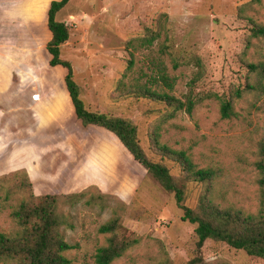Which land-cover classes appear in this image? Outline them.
<instances>
[{"label": "rangeland", "instance_id": "obj_1", "mask_svg": "<svg viewBox=\"0 0 264 264\" xmlns=\"http://www.w3.org/2000/svg\"><path fill=\"white\" fill-rule=\"evenodd\" d=\"M11 1L6 8L17 18L15 24L10 21L17 25L11 38L18 47L32 42L33 55L26 63L35 75H46L48 30L43 21L50 0ZM56 17L70 29L62 58L72 63L88 108L133 122L148 155L166 163L177 176L182 174L177 163L152 150L153 132L160 133L161 143L186 151L198 167L215 170L211 183L188 184L184 204L200 212L201 197L207 196L222 208L258 212L264 36L253 31L264 27V0H71ZM251 65L258 69L253 71ZM161 69L173 78L172 89L156 82ZM199 71L202 76L192 86L199 102L191 114L182 109L171 116V106L129 93L148 85L186 101L190 82ZM238 91L241 97L236 96ZM216 94L233 101L232 118L222 117ZM102 136L109 141L105 148L68 141L46 147L52 168L71 161L72 153L90 152L91 159L106 165L114 177L108 197H100L104 192L94 188L74 204L59 200L61 229L75 246L67 252L70 264H97V249L107 243L99 228L117 210L126 233L138 242L111 264H186L195 258L196 225L183 220L184 211L174 194L146 174L115 136L109 132ZM18 198L12 196L0 208V233L16 229L10 214ZM201 254L206 264H264L262 258L211 239Z\"/></svg>", "mask_w": 264, "mask_h": 264}, {"label": "trees", "instance_id": "obj_2", "mask_svg": "<svg viewBox=\"0 0 264 264\" xmlns=\"http://www.w3.org/2000/svg\"><path fill=\"white\" fill-rule=\"evenodd\" d=\"M70 1H51L47 17L52 38L45 48L51 55L50 66L61 65L67 71L64 78L74 108L75 121L84 129L96 126L111 133L146 174L153 176L165 191L174 194L177 204L184 211L183 220L196 225L198 255L186 264H206L201 251L209 239L225 242L237 250L264 259V138L260 144V159L256 163L261 192V206L257 213L222 208L208 200L207 196L201 197L200 212L184 204L188 184L192 181L211 183L216 178L215 170L198 167L186 151L176 150L161 143L160 133L153 132L152 150L162 159L167 158L177 163L182 171V174L177 176L166 163L148 155L139 141L137 127L133 122L88 108L81 98V88L74 79L76 76L72 63L62 58V46L70 39L71 33L67 24L57 20L56 16ZM253 33L264 36V27L258 26ZM196 63L200 68L203 67L199 59ZM262 66L264 70V64ZM251 69L255 71L258 66L251 65ZM201 76L202 73L199 71L191 80L186 101L148 85L131 88L129 93H138L171 106V116L182 109L191 114L199 102L194 98L192 86ZM157 81L164 82L170 89L174 87L173 78L162 69ZM122 94H125V91ZM236 96L241 97L242 92L238 91ZM215 97L220 100L222 117L232 118L235 115L233 101L221 98L217 94ZM94 188L100 192L98 186L91 185L79 192L37 195L26 170L0 175V208L12 196H20L18 204L12 208L10 214L16 229L13 232L0 233V264H70L71 259L67 252L75 246L67 241L61 229L63 222L58 212L59 200H67L74 204L88 196L89 191ZM100 195L108 197L106 193L100 192ZM119 212L117 210L114 216L99 228L100 233L107 235V243L97 249L95 255L97 264H111L138 242L137 238L126 233Z\"/></svg>", "mask_w": 264, "mask_h": 264}, {"label": "crops", "instance_id": "obj_3", "mask_svg": "<svg viewBox=\"0 0 264 264\" xmlns=\"http://www.w3.org/2000/svg\"><path fill=\"white\" fill-rule=\"evenodd\" d=\"M10 1L0 0V175L26 170L37 195L79 192L91 185L111 193L113 175L106 165L95 163L90 152L72 153L71 161L51 167L47 156L51 144L68 141L85 148L91 143L105 148L109 141L102 136L105 130L96 126L84 129L75 121L64 78L67 71L61 65L50 66L51 55L45 47L47 68L46 75L43 74L46 83L43 74L35 75L32 66L29 69L26 61L33 55L32 42L26 41L24 47H18L11 38L17 31L14 25L17 18L6 8ZM51 1L43 21L48 30L46 44L52 38L47 17ZM35 81L38 88H35ZM35 95L39 98L35 99ZM7 145L12 147L6 150Z\"/></svg>", "mask_w": 264, "mask_h": 264}, {"label": "built area", "instance_id": "obj_4", "mask_svg": "<svg viewBox=\"0 0 264 264\" xmlns=\"http://www.w3.org/2000/svg\"><path fill=\"white\" fill-rule=\"evenodd\" d=\"M36 98H39V95H35V99H36Z\"/></svg>", "mask_w": 264, "mask_h": 264}]
</instances>
